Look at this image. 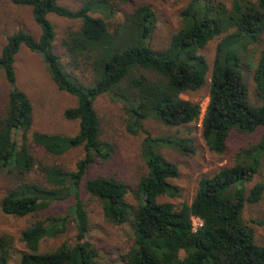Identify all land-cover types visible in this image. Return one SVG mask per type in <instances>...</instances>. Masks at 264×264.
<instances>
[{"label": "trees", "instance_id": "obj_1", "mask_svg": "<svg viewBox=\"0 0 264 264\" xmlns=\"http://www.w3.org/2000/svg\"><path fill=\"white\" fill-rule=\"evenodd\" d=\"M12 1L30 6L42 30L39 38L24 29L8 35L0 53V69L9 86L0 102V169L15 180L1 206L16 216L45 214L23 230L27 249L19 264H97L86 194L99 201L107 220L131 221L134 235L123 264H264V246L243 216L247 203L260 201L264 194V182L250 186L264 155V47L256 62L253 58L264 34V0H191L181 12V27L160 50L150 42L157 14L147 0H81L77 9L58 0ZM121 12L123 20H115L111 28ZM49 13L81 19L80 29L68 31L63 45L73 62L80 65L83 58L92 67L91 83L70 73L54 51L56 31ZM215 37L220 40L210 66L200 50ZM21 45L42 54L58 87L77 98V105L65 110L68 119L79 122L76 134L35 131L29 140L34 107L17 85L15 62ZM244 63L255 65L256 102L245 81ZM208 81L201 132L209 149L224 152L233 131L262 130L261 139L234 165L201 177L192 202L177 206L164 198L181 194L172 182L179 168L161 149L194 153V139L153 135L144 122L150 117L173 127L198 122L201 102L183 95L201 90ZM102 94L122 103L129 132L144 134L140 154L145 171L135 185L114 173L88 177L90 168L115 158L111 143L103 138V119L96 107ZM79 146L85 155L75 169L38 160L33 152L60 156ZM130 191L135 204L127 198ZM67 200L72 203L63 212L51 211L54 203ZM194 218L203 221L197 229ZM72 224L73 240L41 250L43 241L67 233ZM11 248L12 236H0V264H8Z\"/></svg>", "mask_w": 264, "mask_h": 264}, {"label": "rangeland", "instance_id": "obj_2", "mask_svg": "<svg viewBox=\"0 0 264 264\" xmlns=\"http://www.w3.org/2000/svg\"><path fill=\"white\" fill-rule=\"evenodd\" d=\"M147 1L153 4L157 14V25L150 42L152 47L160 50L169 43L171 34L181 27V12L191 0ZM222 1L230 4L229 0ZM58 3L71 9H77L81 5V0H58ZM48 18L56 31L53 42L54 51L61 56L63 64L70 73L77 76L85 84L91 83L94 78L92 67L83 58L79 60L80 65L73 62L63 45V40L68 31L80 29L81 19L62 17L55 13H49ZM123 18L124 13H118L111 21V28L114 27L113 22L115 20H123ZM19 29L30 32L36 38H39L42 32L40 25L34 21L30 6L15 4L12 0H0V53L7 42V36ZM219 40L220 37H215L200 50V53L207 58L210 66L213 65ZM254 47L253 58L256 62L261 49L264 47V34L260 42ZM15 66L17 85L27 93L34 107V123L28 133L29 140L32 141V134L35 131L64 135L76 134L79 122L68 119L65 116V110L77 105V98L58 87L43 60L42 54L21 45L16 54ZM254 66L244 63L243 68L251 99L256 102L253 79ZM8 91L9 86L5 72L0 69V102L3 101ZM183 97L201 103L206 102L209 99V81L201 90L184 94ZM96 107L103 119V138L111 143L115 158L111 163H101L90 168L88 177L114 173L135 185L137 178L145 171V162L140 154L144 134L142 132L133 134L127 130L123 105L120 101L114 100L110 94H102L96 102ZM144 123L153 135L189 136L194 139V153H181L168 147L161 149L163 154L179 168V175L173 178L172 182L181 188V194L177 197L164 198V200L171 201L177 206L181 202L191 203L201 177L211 176L222 167L234 165L239 156L244 155L246 149L255 146L261 139L262 133V130L254 133L233 131L229 137L226 150L222 153H216L211 151L206 144L198 122H193L188 126L173 127L150 117ZM17 137L22 142V133L17 134ZM33 152L38 160L58 163L69 169H75L77 162L85 155L83 146L73 148L60 156L46 155L39 149L36 151L33 149ZM13 176L0 169V236L4 234L12 236L11 257L8 264H19L21 255L27 249L21 240L23 230L36 219L43 218L45 214L41 212L40 214L16 216L3 211L1 199L8 189L15 184ZM32 176H35L34 173ZM257 182H264V155L250 186ZM127 198L131 203H136L131 191ZM85 199L91 214L89 239L97 247L99 254L97 264H123V254L130 248L134 235L131 221L113 223L103 215L100 203L96 198L86 194ZM71 203L72 200L56 202L52 205L51 211L63 212ZM243 216L244 221L255 230L256 241L264 246V194L260 201L247 203ZM74 233L75 228L72 224L67 233L43 241L41 250H54L62 242H70L73 240Z\"/></svg>", "mask_w": 264, "mask_h": 264}, {"label": "built area", "instance_id": "obj_3", "mask_svg": "<svg viewBox=\"0 0 264 264\" xmlns=\"http://www.w3.org/2000/svg\"><path fill=\"white\" fill-rule=\"evenodd\" d=\"M208 100L206 102L201 103L202 109H201L200 119L198 121L199 126L202 125V120H203V117H204V114L206 111ZM193 221H194V228L195 229H197L199 226H201L203 224V221L200 218H194Z\"/></svg>", "mask_w": 264, "mask_h": 264}]
</instances>
